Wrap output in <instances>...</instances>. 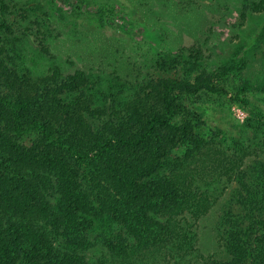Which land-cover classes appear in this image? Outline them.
Returning a JSON list of instances; mask_svg holds the SVG:
<instances>
[{
  "label": "trees",
  "instance_id": "1",
  "mask_svg": "<svg viewBox=\"0 0 264 264\" xmlns=\"http://www.w3.org/2000/svg\"><path fill=\"white\" fill-rule=\"evenodd\" d=\"M40 11L33 0H0V264L193 263L190 221L214 205L210 187L235 179L242 212L222 218L227 258L203 264H264V161L241 168L264 145V111L251 106L231 153L226 133L194 109L231 87L234 101L251 104L260 89L244 78L246 63H216L215 48L197 42L150 59L134 82L60 65L61 34ZM261 13L264 0H245L242 18ZM30 54L51 62L47 72Z\"/></svg>",
  "mask_w": 264,
  "mask_h": 264
},
{
  "label": "rangeland",
  "instance_id": "2",
  "mask_svg": "<svg viewBox=\"0 0 264 264\" xmlns=\"http://www.w3.org/2000/svg\"><path fill=\"white\" fill-rule=\"evenodd\" d=\"M33 1L39 3L42 11L53 15V36L61 34L55 39L54 49L60 65L71 60L86 69L102 68L107 75L115 72L134 82L139 69L147 71L141 66L150 59H159L162 52H176L197 42L215 48L216 63L229 59L246 63L244 78L260 89L256 94H247L251 104L234 101L235 89L231 87L228 95H212L210 100L206 98V104L194 107L203 114L209 127L226 133L223 147L231 153L234 152L229 148L231 137L237 136L251 119V106L258 105L264 111V13L242 18L245 0H54L53 5L50 0ZM178 5L192 8L181 10ZM59 7L65 11L64 17L56 14ZM42 11L36 13L39 20L45 19ZM100 17L110 23L104 29L96 23ZM112 22L117 26H112ZM72 25L76 27L71 31ZM162 28L166 29L164 35ZM29 56V63L37 73L47 72L52 65L39 55ZM252 137L249 131L246 138ZM252 148L254 151L250 148L251 154L242 161V169L249 170L256 161H264V145ZM238 187L235 179L209 188L214 205L206 215L190 221L198 246L190 264L227 258L221 222L228 210L242 212L235 199Z\"/></svg>",
  "mask_w": 264,
  "mask_h": 264
}]
</instances>
